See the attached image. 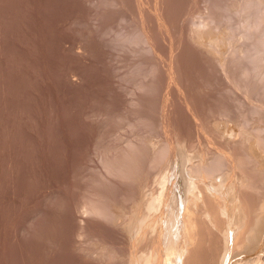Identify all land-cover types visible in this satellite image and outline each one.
<instances>
[{
	"label": "rangeland",
	"instance_id": "1",
	"mask_svg": "<svg viewBox=\"0 0 264 264\" xmlns=\"http://www.w3.org/2000/svg\"><path fill=\"white\" fill-rule=\"evenodd\" d=\"M260 139L264 0H0V264H130L179 149Z\"/></svg>",
	"mask_w": 264,
	"mask_h": 264
},
{
	"label": "bare ground",
	"instance_id": "2",
	"mask_svg": "<svg viewBox=\"0 0 264 264\" xmlns=\"http://www.w3.org/2000/svg\"><path fill=\"white\" fill-rule=\"evenodd\" d=\"M166 143L161 144L148 161L149 170L160 167L172 153L171 146ZM240 145L241 150L235 147L238 151H225V145V148L218 147L212 157L204 154L206 151L203 153L201 148L202 151L199 149L194 153H188L186 147V150L179 149V167L175 172H170L169 168L162 172L156 189L146 198L143 211L140 209L129 219L131 235L139 234L146 225L147 233L154 232L146 242L147 250L138 248V243L134 242L137 246L130 254V264H264V186L260 183L264 181V140ZM136 156L139 157L137 152H131L124 164L130 168L136 162ZM149 157L147 155L146 159ZM226 167L232 169L231 174L223 171ZM250 167L253 175L248 171ZM248 194L255 199L251 201ZM91 206L89 209L95 212L94 215H109L103 207ZM220 211L228 212L226 223H221ZM205 213L217 222L202 223ZM204 244L205 251L202 249ZM244 253L247 256L233 261L235 256Z\"/></svg>",
	"mask_w": 264,
	"mask_h": 264
}]
</instances>
